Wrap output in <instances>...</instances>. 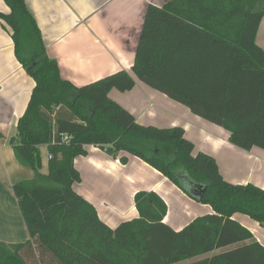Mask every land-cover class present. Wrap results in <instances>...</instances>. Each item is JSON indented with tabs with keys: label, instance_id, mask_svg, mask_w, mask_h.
I'll list each match as a JSON object with an SVG mask.
<instances>
[{
	"label": "trees",
	"instance_id": "1",
	"mask_svg": "<svg viewBox=\"0 0 264 264\" xmlns=\"http://www.w3.org/2000/svg\"><path fill=\"white\" fill-rule=\"evenodd\" d=\"M3 1L8 12H0V20L10 31L16 59L34 80L8 142L33 177L11 186L29 238L0 241V264H264V246L232 219L242 213L264 226V189L226 181L213 156L193 153L181 126L140 124L110 99L112 88L134 87L128 71L81 86L63 79L25 1ZM263 17L264 0L148 4L131 72L227 130L235 146L264 150V50L256 43ZM89 145L122 164L127 157L121 152L140 158L213 213L176 231L163 222L164 200L142 190L134 195L138 217L110 228L73 188L81 181L74 159L86 156Z\"/></svg>",
	"mask_w": 264,
	"mask_h": 264
},
{
	"label": "crops",
	"instance_id": "2",
	"mask_svg": "<svg viewBox=\"0 0 264 264\" xmlns=\"http://www.w3.org/2000/svg\"><path fill=\"white\" fill-rule=\"evenodd\" d=\"M24 1L40 29L46 52L57 61L63 79L81 86L119 70L128 71L134 77V87L124 92L112 88L108 93L110 99L133 114L140 124L181 126L185 137L194 144L193 153L201 151L213 156L226 181L252 183L264 189L263 149L235 146L229 142L227 130L193 114L131 72L146 8L148 4L161 6L166 0ZM0 12H8L3 0ZM263 22L264 17L256 43L264 50ZM33 87L34 80L14 55L10 31L0 20V241L8 244L29 238L11 186L32 178L33 170L16 160L8 140L16 133L17 119L23 114ZM87 152L86 156L74 159L81 181L73 188L93 205L98 217L110 228L138 217L134 195L142 190L154 191L164 200L167 211L163 222L176 231L198 216L213 213L210 205L193 200L136 156L121 152L127 157V163L122 164L94 145L87 146ZM232 219L264 246V226L242 213H234Z\"/></svg>",
	"mask_w": 264,
	"mask_h": 264
},
{
	"label": "rangeland",
	"instance_id": "3",
	"mask_svg": "<svg viewBox=\"0 0 264 264\" xmlns=\"http://www.w3.org/2000/svg\"><path fill=\"white\" fill-rule=\"evenodd\" d=\"M261 29H262V32L264 34V22H263V25H262V28ZM42 153L44 155V157H43V159H44V166H43V170L42 171L45 173L47 171V166H46V161H45V159H46L47 156H46V153H45V150L44 149L42 150Z\"/></svg>",
	"mask_w": 264,
	"mask_h": 264
},
{
	"label": "water",
	"instance_id": "4",
	"mask_svg": "<svg viewBox=\"0 0 264 264\" xmlns=\"http://www.w3.org/2000/svg\"><path fill=\"white\" fill-rule=\"evenodd\" d=\"M192 192L194 193V194H196V195H198V196H200L201 195V192H199V191H194V190H192Z\"/></svg>",
	"mask_w": 264,
	"mask_h": 264
},
{
	"label": "built area",
	"instance_id": "5",
	"mask_svg": "<svg viewBox=\"0 0 264 264\" xmlns=\"http://www.w3.org/2000/svg\"><path fill=\"white\" fill-rule=\"evenodd\" d=\"M64 139H67V137L65 136Z\"/></svg>",
	"mask_w": 264,
	"mask_h": 264
}]
</instances>
